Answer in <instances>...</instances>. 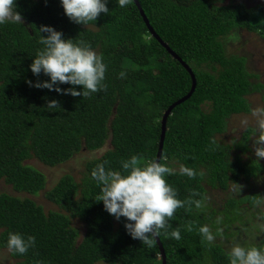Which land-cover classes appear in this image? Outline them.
<instances>
[{
	"label": "trees",
	"instance_id": "1",
	"mask_svg": "<svg viewBox=\"0 0 264 264\" xmlns=\"http://www.w3.org/2000/svg\"><path fill=\"white\" fill-rule=\"evenodd\" d=\"M138 2L156 34L191 67L196 79L190 97L167 117L159 160L195 173L189 177L173 169L166 176L185 202L168 219V234L161 230L158 236L166 264H229L227 249L205 240L199 227L206 224L212 234L227 235L241 217L240 204L253 194L226 199L220 212L224 218H216V209L206 201L205 184L226 187L230 179L249 180L264 172V162L243 160L237 152L230 158L232 146L240 153L249 149L251 128L232 146L215 138L226 130L231 114L251 110L247 94L263 84L253 81L257 74L247 69L245 56L225 52L222 38L242 28L264 35V1L254 7L231 0ZM16 6L22 24L0 25V179L16 191L36 194L44 188L45 176L26 159L53 166L82 148L99 149L107 139L108 145L86 161L80 181L66 173L45 192L62 210L44 211L29 197L0 193V247L7 248V234L17 231L33 235L35 244L24 254L9 251L13 264H161L155 240L149 247L131 238L123 226L125 218L115 219L95 200L99 188L90 173L104 161L106 168L119 170L131 155L141 163L155 158L161 116L189 90V73L151 35L133 0L125 8L107 0L109 13L86 25L70 21L59 0H16ZM41 24L52 25L66 38L86 41L102 56L107 65L103 89L72 96L25 82L47 79L28 68L42 47L37 32ZM52 98L60 108L45 107ZM193 200L201 201L199 209ZM72 216L84 223L80 238ZM176 228L179 240L170 235Z\"/></svg>",
	"mask_w": 264,
	"mask_h": 264
},
{
	"label": "clouds",
	"instance_id": "2",
	"mask_svg": "<svg viewBox=\"0 0 264 264\" xmlns=\"http://www.w3.org/2000/svg\"><path fill=\"white\" fill-rule=\"evenodd\" d=\"M115 2L120 8H125L130 0ZM59 3L64 15L76 24L86 25L94 22L102 13H109L107 0H59ZM22 21L16 0H0V25L22 24ZM37 32L42 47L31 56L28 68L34 76L43 73L47 79L26 80L30 87L72 96H88L105 87L103 81L107 65L86 41L66 38L59 30L47 24H41ZM118 76L124 77L125 72L121 71ZM61 84H67L68 87L61 88ZM75 85L80 88L74 87ZM45 107L55 110L60 105L52 98L46 99ZM254 115L258 116L259 128L264 129V109H256ZM255 154L257 157H264V148L258 149ZM106 163H97L90 173L99 188L95 200L101 201L104 210L115 219L125 218L123 226L131 238L151 247L161 230L168 234V219L185 203L177 198L176 190L166 180L173 169L156 159L141 163L137 155L122 160L119 170L106 168ZM180 172L189 177L195 174L185 166H181ZM191 203L197 209L201 207L200 200H193ZM199 232L209 242L214 239L206 224L199 227ZM170 235L179 240L180 230L173 229ZM34 244L33 235L17 231H10L5 241L7 249L15 254L26 253ZM227 256L229 264H264V246H246L234 242L227 250Z\"/></svg>",
	"mask_w": 264,
	"mask_h": 264
},
{
	"label": "rangeland",
	"instance_id": "3",
	"mask_svg": "<svg viewBox=\"0 0 264 264\" xmlns=\"http://www.w3.org/2000/svg\"><path fill=\"white\" fill-rule=\"evenodd\" d=\"M230 0H223L228 3ZM232 2H243L247 7H254L258 2L264 0H231ZM224 49L227 54L236 53L246 58V67L249 71L257 74L253 81L263 84L258 90L247 94L251 110L231 114L228 118L226 130L215 136L216 140L224 145L232 146L239 140L247 128H251L248 135V150L241 152L232 146L229 150L230 158L233 159L234 153L241 155L243 160H255L264 162V157H257L256 151L264 148V129L258 126V116L254 112L258 108L264 109V35L258 32L249 31L245 28L237 30L236 34L232 33L222 38ZM108 145V139L105 145L96 150H87L85 148L75 152L68 160L53 166L43 164L36 158L25 160L26 164L32 165L41 171L45 176V186L36 194L25 191H16L12 185L7 183L3 178L0 179V193H7L18 197H29L36 203L42 205L44 211L62 210L58 205L51 202L45 196L49 190L64 174H70L76 181H80L85 170V163L91 158L97 157L104 151ZM172 169H180L181 166L172 161ZM206 201L209 206L216 209V218H224L220 212L223 210L225 200L233 197L240 198L246 194H253L250 201H243L240 204V218L230 225L227 235H214L213 242H220L223 248L227 250L234 242L243 245L264 246V172L258 173L254 178L249 180L239 176L238 180L230 179L226 187L218 185L210 186L205 184ZM219 212V213H218ZM71 225L77 228L79 238L84 232V223L76 216L70 218ZM220 222L219 220H217ZM216 221V222H217ZM217 222V223H218ZM221 225L219 231L223 230ZM14 259L10 256L9 250L0 247V264H13ZM95 264H108L104 261H97Z\"/></svg>",
	"mask_w": 264,
	"mask_h": 264
},
{
	"label": "water",
	"instance_id": "4",
	"mask_svg": "<svg viewBox=\"0 0 264 264\" xmlns=\"http://www.w3.org/2000/svg\"><path fill=\"white\" fill-rule=\"evenodd\" d=\"M135 5L137 6L141 16H142V19L143 21L145 22L149 32L151 33L152 36H154L159 42L160 44L168 51V53L175 59H177L181 65L187 70V72L189 73L190 75V78H191V86L189 88V90L184 94L182 95L181 97L177 98L176 100H174L163 112L162 116H161V119H160V135H159V139H158V146H157V151H156V154H155V158L156 160H160L161 158V155H162V148H163V142H164V136H165V130H166V120H167V117L168 115L171 113L172 111V108L181 103L182 101H184L185 99H187L188 97H190V95L192 94L194 88H195V84H196V79H195V75L191 69V67L184 61L182 60L181 57H179L169 46L168 44L163 41L157 34L156 32L153 30L152 26L150 25L146 15L144 14L141 6H140V3L138 2V0H133ZM155 242L158 246V249H159V256L161 257V264H166V259H165V251H164V248H163V245L159 239V237H157L155 239Z\"/></svg>",
	"mask_w": 264,
	"mask_h": 264
}]
</instances>
